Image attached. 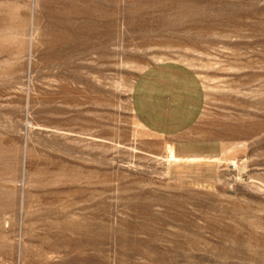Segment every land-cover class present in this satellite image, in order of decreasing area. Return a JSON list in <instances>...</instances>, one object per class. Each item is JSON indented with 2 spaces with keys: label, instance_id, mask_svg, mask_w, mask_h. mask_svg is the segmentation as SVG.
Listing matches in <instances>:
<instances>
[{
  "label": "rangeland",
  "instance_id": "374dc122",
  "mask_svg": "<svg viewBox=\"0 0 264 264\" xmlns=\"http://www.w3.org/2000/svg\"><path fill=\"white\" fill-rule=\"evenodd\" d=\"M160 61L204 88L176 138L132 113ZM0 264H264V0H0Z\"/></svg>",
  "mask_w": 264,
  "mask_h": 264
},
{
  "label": "crops",
  "instance_id": "0c3cea01",
  "mask_svg": "<svg viewBox=\"0 0 264 264\" xmlns=\"http://www.w3.org/2000/svg\"><path fill=\"white\" fill-rule=\"evenodd\" d=\"M204 99L203 85L189 66L176 61H160L146 67L137 77L131 107L135 119L149 134L176 138L196 124ZM179 144L171 145L177 164L204 165V156L182 151Z\"/></svg>",
  "mask_w": 264,
  "mask_h": 264
},
{
  "label": "bare ground",
  "instance_id": "6f19581e",
  "mask_svg": "<svg viewBox=\"0 0 264 264\" xmlns=\"http://www.w3.org/2000/svg\"><path fill=\"white\" fill-rule=\"evenodd\" d=\"M169 156H170L172 159L174 158V156H173V152H172V151H170Z\"/></svg>",
  "mask_w": 264,
  "mask_h": 264
}]
</instances>
